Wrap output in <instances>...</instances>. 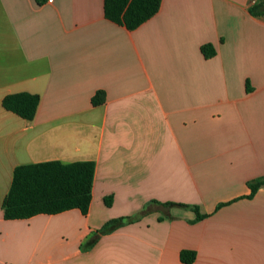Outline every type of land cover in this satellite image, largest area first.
<instances>
[{
	"label": "crops",
	"instance_id": "0c3cea01",
	"mask_svg": "<svg viewBox=\"0 0 264 264\" xmlns=\"http://www.w3.org/2000/svg\"><path fill=\"white\" fill-rule=\"evenodd\" d=\"M21 93L32 119L3 106ZM79 161L86 215L4 219L18 166ZM263 177L264 0H162L135 30L105 0H0V264H264Z\"/></svg>",
	"mask_w": 264,
	"mask_h": 264
},
{
	"label": "trees",
	"instance_id": "16d2710c",
	"mask_svg": "<svg viewBox=\"0 0 264 264\" xmlns=\"http://www.w3.org/2000/svg\"><path fill=\"white\" fill-rule=\"evenodd\" d=\"M42 4L45 0H36ZM162 0H105V15L112 22L123 25L129 30H135L153 18L160 10ZM202 53L206 59L216 55L214 47L205 45ZM40 97L28 93L8 96L3 106L25 119H32L36 113ZM105 102V93L99 91L92 99L94 106ZM95 164L91 161H79L63 165L54 162H41L18 166L13 175L9 194L3 202V217L5 220H27L37 215H57L66 211L78 209L83 215L88 213L94 185ZM264 186V177L250 183L252 195ZM111 199H106L110 206ZM164 207L180 206L191 208L201 216L196 207L173 203L161 204ZM136 218L124 217L107 222L99 234H106L132 223ZM99 234L86 243L85 248L93 246ZM95 240V241H94ZM196 255L183 251L181 260L193 264Z\"/></svg>",
	"mask_w": 264,
	"mask_h": 264
},
{
	"label": "built area",
	"instance_id": "2783aa9c",
	"mask_svg": "<svg viewBox=\"0 0 264 264\" xmlns=\"http://www.w3.org/2000/svg\"><path fill=\"white\" fill-rule=\"evenodd\" d=\"M50 2H52V0H50Z\"/></svg>",
	"mask_w": 264,
	"mask_h": 264
}]
</instances>
